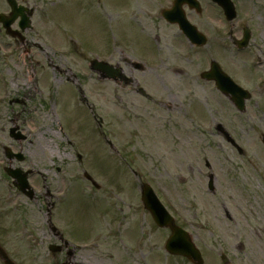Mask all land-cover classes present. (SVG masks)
<instances>
[{
	"label": "rangeland",
	"instance_id": "obj_1",
	"mask_svg": "<svg viewBox=\"0 0 264 264\" xmlns=\"http://www.w3.org/2000/svg\"><path fill=\"white\" fill-rule=\"evenodd\" d=\"M47 1L36 0L34 30L25 35L36 43V49L30 57L21 55L22 61H16L23 65L21 69L14 63L13 71L1 74L6 86L3 90L0 84V237L14 249V260L18 264H49L47 248L57 239L48 233L45 223L44 190L37 192L40 200L29 206L24 200H15L16 194L4 184L1 172L8 163L3 148L24 156L22 168L47 172L44 184L51 193L59 192L56 197L62 203L51 223L61 229L64 239L92 246L93 252L88 253L98 257V264H190L167 256L161 249L167 232L159 230L147 215L138 218L130 208L131 203L134 209L139 206L138 182L148 183L180 227L191 234L204 264H264V146L260 139L264 126L252 128L247 116L235 118V122L226 99L198 77L213 56L239 85L250 91L254 88L260 67L253 68L251 60H264V0H232L237 14L231 23L233 36L239 38L243 27L252 35L250 54L243 55L221 36L223 28L213 20H204L206 24L201 20L198 26L210 37L207 45L201 50L189 48L180 31L176 29L175 36L174 28L157 18L165 0H132L125 9L130 0L105 1L112 13L118 12V21L128 16L135 21L151 17L153 22L147 19L142 24L143 46L135 42L141 26L133 20L114 29L115 38L104 31L102 40L91 13L76 12L71 9L74 5L57 10L60 6L51 7ZM47 8L52 9L48 16ZM209 17H215L212 9L203 18ZM153 36H158L162 51L152 58L143 50L146 39L152 48ZM71 39L74 43L82 39L81 45L89 49L75 47V55L67 53ZM221 42L226 49L219 47ZM130 57L144 59L145 73L133 72L132 76L159 105L131 93L130 86L99 81L98 74L89 70V63L98 59L128 74ZM26 70L28 75L22 76ZM78 90L86 103L80 100ZM78 102L103 120L102 129L112 149L96 139L99 129ZM215 123L229 131L244 156L231 151V145L214 130ZM12 126L19 128L25 141L10 139ZM58 169L60 173H56ZM208 174L214 175L213 193L207 191ZM42 183L38 180L37 188ZM92 192L95 198L89 197ZM7 202L9 207L21 203L32 236L21 237ZM97 202L105 205L95 204L96 208L108 209L105 219L87 208ZM223 205L232 215L230 222ZM121 217L119 230L129 226L131 239L116 233L118 227L113 223ZM139 221L143 233L137 228ZM138 242L141 252L136 249ZM82 254L76 249L67 264H78ZM222 255L225 258L221 260ZM61 260L66 261L62 254L52 258L54 264Z\"/></svg>",
	"mask_w": 264,
	"mask_h": 264
},
{
	"label": "flooded vegetation",
	"instance_id": "obj_2",
	"mask_svg": "<svg viewBox=\"0 0 264 264\" xmlns=\"http://www.w3.org/2000/svg\"><path fill=\"white\" fill-rule=\"evenodd\" d=\"M16 1H18V0H16ZM3 4H4V2H2ZM1 6V5H0ZM17 23H18V21H17ZM13 26V29H16V27L14 26V25H12ZM262 94H263V92H261ZM252 100V99H251ZM251 100H249V101H251ZM261 100H263L264 101V98H261ZM261 105H263L264 106V103H261ZM254 106H255V108H258V110L257 111H264V107L263 106H258V104L257 103H254ZM250 107V106H249ZM251 110V109H250ZM226 209H225V207H224V212H225V214H226Z\"/></svg>",
	"mask_w": 264,
	"mask_h": 264
},
{
	"label": "water",
	"instance_id": "obj_3",
	"mask_svg": "<svg viewBox=\"0 0 264 264\" xmlns=\"http://www.w3.org/2000/svg\"><path fill=\"white\" fill-rule=\"evenodd\" d=\"M216 72L218 73V71H217V70H216V71H214V73H212V74H211V75H212L211 77H214V74H215V75L217 74ZM218 74L220 75V73H218ZM221 77H222V76H221ZM222 78H223V77H222ZM232 87H233V90H234V91H237V92L239 91V89H238V88H236L235 86H233V84H232ZM231 92H232V91H231ZM192 254H194V252H192Z\"/></svg>",
	"mask_w": 264,
	"mask_h": 264
}]
</instances>
